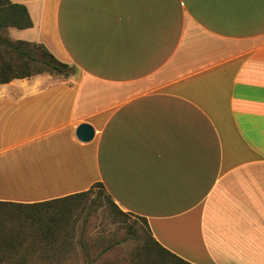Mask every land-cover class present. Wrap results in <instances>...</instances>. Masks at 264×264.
<instances>
[{
	"label": "crops",
	"instance_id": "0c3cea01",
	"mask_svg": "<svg viewBox=\"0 0 264 264\" xmlns=\"http://www.w3.org/2000/svg\"><path fill=\"white\" fill-rule=\"evenodd\" d=\"M11 1L73 71L0 83V201L101 182L179 257L264 264V0Z\"/></svg>",
	"mask_w": 264,
	"mask_h": 264
},
{
	"label": "trees",
	"instance_id": "16d2710c",
	"mask_svg": "<svg viewBox=\"0 0 264 264\" xmlns=\"http://www.w3.org/2000/svg\"><path fill=\"white\" fill-rule=\"evenodd\" d=\"M31 26L32 20L24 4L0 0V83L42 72L67 76L73 71L69 64L59 61L44 45L12 40L6 34L9 27L23 29ZM94 189L103 196L108 205L107 215L113 220L133 215L119 208L101 182L94 183L87 190L44 201H0V264H28L36 256L47 259L58 255L59 248L70 244V238L74 235L73 213L91 198ZM91 204H94V199ZM90 211L91 208L87 209L86 214ZM135 217L144 224L146 236L142 249L147 258H156L160 264L166 257L174 264H194L162 246L153 237L145 217ZM85 222L86 219L78 235L81 245H84L81 238L84 236Z\"/></svg>",
	"mask_w": 264,
	"mask_h": 264
},
{
	"label": "rangeland",
	"instance_id": "374dc122",
	"mask_svg": "<svg viewBox=\"0 0 264 264\" xmlns=\"http://www.w3.org/2000/svg\"><path fill=\"white\" fill-rule=\"evenodd\" d=\"M15 31L17 29L14 30L12 37L17 36ZM6 34L9 36L8 29ZM27 37L31 36L27 35ZM9 38L12 39L10 36ZM57 187L59 188V184H57ZM45 190L46 184H41L40 189L34 190L32 193L40 196L59 193V189L49 192ZM90 197L72 215L75 232L70 238V244L65 248H59V254L55 255V257L51 256L43 259L36 256L28 264L161 263L156 258H147L145 251H143V238L146 236L144 224L140 218L135 217L136 214L132 213L133 215L127 217L120 216L118 219L113 220L107 215L108 210L106 209L108 205H106L103 196L101 194L98 195L97 189L93 190ZM92 199H94L93 205L91 204ZM89 208H91V211L87 215V209ZM84 219H86L85 231L83 238H81L84 245H81L78 235H80L79 231ZM104 247L108 248L104 249ZM162 264L174 263L169 257H166Z\"/></svg>",
	"mask_w": 264,
	"mask_h": 264
},
{
	"label": "water",
	"instance_id": "95a60500",
	"mask_svg": "<svg viewBox=\"0 0 264 264\" xmlns=\"http://www.w3.org/2000/svg\"><path fill=\"white\" fill-rule=\"evenodd\" d=\"M94 130L88 123H81L75 129V135L80 141H88L93 137Z\"/></svg>",
	"mask_w": 264,
	"mask_h": 264
}]
</instances>
